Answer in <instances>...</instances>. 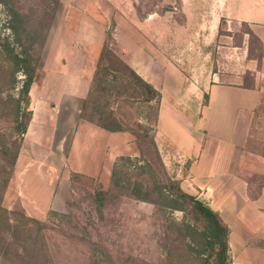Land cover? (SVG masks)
<instances>
[{
    "label": "crops",
    "instance_id": "0c3cea01",
    "mask_svg": "<svg viewBox=\"0 0 264 264\" xmlns=\"http://www.w3.org/2000/svg\"><path fill=\"white\" fill-rule=\"evenodd\" d=\"M65 1L60 0L55 10L29 88L31 118L25 139L29 135L36 146L56 139L53 156L65 155L68 171L92 175L109 172L117 155L134 154L128 131H111L81 117L111 21V49L160 93L154 140L164 165L183 189L208 204L227 226L229 264H264V185L251 195L245 176L247 171L264 173V158L246 159L234 136L238 119L250 115L259 102L258 87L192 81L158 53L151 37L141 31V22L131 15V5ZM260 5L243 8L239 18L264 46V0ZM21 154L22 150L13 173L19 171ZM40 162L34 159L30 165L35 167L25 169L24 198L26 183L46 180ZM54 185L51 182L44 201L25 199L23 204L47 210Z\"/></svg>",
    "mask_w": 264,
    "mask_h": 264
},
{
    "label": "rangeland",
    "instance_id": "374dc122",
    "mask_svg": "<svg viewBox=\"0 0 264 264\" xmlns=\"http://www.w3.org/2000/svg\"><path fill=\"white\" fill-rule=\"evenodd\" d=\"M114 1L118 8L131 5V15L141 22V31L151 37L158 53L171 60L192 81L204 85L220 82L258 87L259 102L250 115L238 119L234 136L248 156L246 159H252V156L264 158V46L248 34L250 28L239 18L243 8L260 9L262 0ZM16 4L25 9L34 21L42 17L44 23L49 19L51 5L42 12V0H18ZM64 6L62 2L60 7ZM8 18L0 0V30L11 38ZM111 27L110 21L105 35V39L110 36V42ZM37 45L38 42H35V49L31 51L33 56ZM94 72L89 88V92L94 88L90 101L98 104L109 101L123 120H136L139 116L137 103L130 99L117 101L107 92L109 90H100L98 87L101 85L111 86L113 78L111 75H99L95 80ZM101 77L103 81L99 79ZM10 126L8 120L0 119V129L8 131ZM28 137L25 139L24 133L19 171L11 173L2 204L17 213L10 214V222L15 218L21 220L19 214L45 220L50 209L61 214L53 215L47 222L48 226L39 232L31 230L26 234L13 235L10 230L1 227L0 264H42V253L47 257L45 264H219L214 256L197 255L194 251L197 247L189 252L183 241L174 238L175 234L169 232L166 235L163 217L180 219L182 211H161L150 201L136 199L121 189H113L111 170L98 175L68 171L65 155L55 157L51 153L56 150V139L36 146ZM132 146L135 152L130 155H137L133 136ZM143 150L149 158V147L143 145ZM60 153L63 154L64 150L61 149ZM34 159L43 163L46 180L42 177L37 179L39 181L26 183L24 198L21 192L25 190L22 188L25 169L35 167L30 165ZM164 166L183 189L180 179ZM245 176L248 191L254 195L264 185V173L247 171ZM51 182L55 184L53 202L47 210L38 204H23L32 199L44 201ZM186 220L191 219L185 216ZM25 248H35L36 256L29 257Z\"/></svg>",
    "mask_w": 264,
    "mask_h": 264
},
{
    "label": "trees",
    "instance_id": "16d2710c",
    "mask_svg": "<svg viewBox=\"0 0 264 264\" xmlns=\"http://www.w3.org/2000/svg\"><path fill=\"white\" fill-rule=\"evenodd\" d=\"M17 1L1 0L9 16L7 26L11 30V38L0 30V119L11 123L8 131L0 129V232L1 227H4V230H10L13 235L26 234L31 230L42 231L53 215L61 214L50 209L45 220L19 214L22 216L21 220L15 218V221L10 222V214L17 213L2 204L31 118L29 88L36 77L41 47L59 0H52V4L50 0H42V12L51 5L49 19L44 23L42 17L32 20L28 12L16 4ZM247 32L258 40L250 29ZM110 39L108 36L102 45L93 79L96 80L99 75H111L113 84L108 88L103 85L98 88L109 90L107 92L117 101L130 99L137 103L139 116L132 122L125 121L114 111L109 101L103 104L90 101V95L94 91L92 88L82 106L81 117L111 131H128L133 136L138 154H119L114 158L111 169L113 189H121L136 199L150 201L161 211H182L180 219L163 217L166 235L169 232L175 234L174 238L183 241L189 252L197 247L194 250L197 255L214 256L219 264H229L225 223L208 204L185 192L165 169L154 140L159 91L114 53L109 44ZM35 42H38V49L33 56L31 51L35 49ZM99 79L103 81L102 77ZM143 145L150 149L149 158L145 156ZM185 216H189L191 220L185 221ZM28 250L25 248L29 257L34 258L35 248ZM42 254V264H45L47 257L45 253Z\"/></svg>",
    "mask_w": 264,
    "mask_h": 264
}]
</instances>
